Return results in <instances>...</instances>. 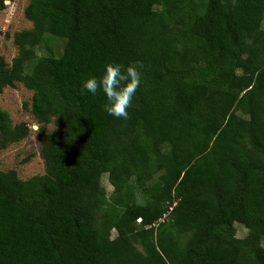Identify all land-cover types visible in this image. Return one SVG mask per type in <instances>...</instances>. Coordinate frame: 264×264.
<instances>
[{"label": "trees", "instance_id": "16d2710c", "mask_svg": "<svg viewBox=\"0 0 264 264\" xmlns=\"http://www.w3.org/2000/svg\"><path fill=\"white\" fill-rule=\"evenodd\" d=\"M25 17L0 94L33 91L46 170L0 169V264H264V0H30ZM45 34L60 57L34 55ZM110 63L142 73L126 120L83 88ZM20 127L0 109V147Z\"/></svg>", "mask_w": 264, "mask_h": 264}, {"label": "rangeland", "instance_id": "374dc122", "mask_svg": "<svg viewBox=\"0 0 264 264\" xmlns=\"http://www.w3.org/2000/svg\"><path fill=\"white\" fill-rule=\"evenodd\" d=\"M30 0H6L4 9L0 8V58L7 68H11L14 59L19 55V48L15 45V34L32 29L34 24L25 17V9ZM65 39L53 37L51 34L43 36V43L34 48L36 57L53 56L60 57L64 52ZM33 91L24 84L16 83L13 87H6L0 94V109L7 111L11 117L13 126L25 128L28 135L19 142L0 147V169L4 171L15 170L22 180L33 176L44 175L45 161L41 151L45 138L39 135L41 126L31 112ZM29 107L26 108L25 104ZM54 123L48 125L49 132L59 131ZM103 186L108 195L113 191L108 175H104ZM236 232L239 238L247 235L248 231L240 224H236ZM115 230L113 236H115ZM264 244V242H263Z\"/></svg>", "mask_w": 264, "mask_h": 264}, {"label": "clouds", "instance_id": "9594fccd", "mask_svg": "<svg viewBox=\"0 0 264 264\" xmlns=\"http://www.w3.org/2000/svg\"><path fill=\"white\" fill-rule=\"evenodd\" d=\"M141 84L142 73L137 67L130 65L125 68L121 64L110 63L105 66L100 79L94 76L88 78L83 82V88L92 95L102 90L106 97L103 110L117 119L126 120L129 118L128 109Z\"/></svg>", "mask_w": 264, "mask_h": 264}]
</instances>
